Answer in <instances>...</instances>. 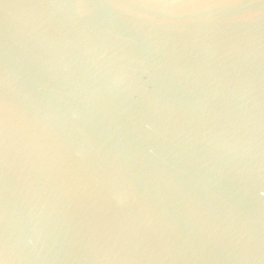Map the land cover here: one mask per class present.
Instances as JSON below:
<instances>
[{
  "label": "water",
  "instance_id": "water-1",
  "mask_svg": "<svg viewBox=\"0 0 264 264\" xmlns=\"http://www.w3.org/2000/svg\"><path fill=\"white\" fill-rule=\"evenodd\" d=\"M0 264H264V0H0Z\"/></svg>",
  "mask_w": 264,
  "mask_h": 264
}]
</instances>
